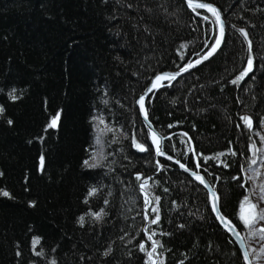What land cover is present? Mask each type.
<instances>
[{"label": "trees", "instance_id": "obj_1", "mask_svg": "<svg viewBox=\"0 0 264 264\" xmlns=\"http://www.w3.org/2000/svg\"><path fill=\"white\" fill-rule=\"evenodd\" d=\"M206 1L224 12L222 47L154 90L147 111L166 152L192 169L199 163L222 212L245 237L239 217L251 182L241 165L248 168L264 122V0ZM214 19L186 0H0V191L9 193L0 195V264H145L139 244L150 251L153 231L163 245L153 258L164 264H245L206 187L155 155L136 104L158 73L208 51L218 33ZM239 28L248 32L251 53ZM249 55L253 70L232 84ZM13 89L15 101L8 95ZM57 112L58 127L45 131ZM245 115L252 129L240 119ZM94 116L105 121L99 129L115 131L101 134ZM96 135L107 158L88 169L82 162L95 152ZM133 137L148 151L139 152ZM138 173L152 178L150 195L160 197L158 224H150L155 213L144 204ZM91 187L99 191L88 197ZM101 208L100 220L90 215ZM34 237L41 256L34 254Z\"/></svg>", "mask_w": 264, "mask_h": 264}, {"label": "snow or ice", "instance_id": "obj_2", "mask_svg": "<svg viewBox=\"0 0 264 264\" xmlns=\"http://www.w3.org/2000/svg\"><path fill=\"white\" fill-rule=\"evenodd\" d=\"M187 4H188V7L191 8L194 12L197 9H204L208 13H211V15L215 18L213 23L218 26V35L216 36L214 43L211 46L205 45L206 47H208V51L206 53H204L203 55H200L199 53H197V55L199 56V59H196L195 61H189L182 68H180L179 72H177V73H162V74H157L154 77L150 86L147 87L145 93L143 95H141L137 101V103L139 105L140 112L143 114V118L146 121L148 120V112H147V109L145 106V99L148 96V94L153 93L154 90H158L159 88L166 86L163 83L164 81H169V82L174 81V80H176L177 76L180 75L181 73L188 72L190 69L195 68L197 65L203 63L204 61H207L211 56H213L216 53V51L220 47L221 42L224 38L225 23L222 19V14L219 11V9H217L215 6H213L211 4L203 3V2H194V0H187ZM196 14L199 15L198 12ZM203 19L205 21H207L209 19V17L204 16ZM233 27H235V26L233 25ZM237 31L240 33L241 36H243L244 40L247 41L248 51H249V53H251L252 43H251V40H249V38H248V32L244 28H239V29H237ZM185 47H187V45H181V48H185ZM181 59H183V57H181ZM252 70H253V58L251 55H249V57L247 59V66L234 80L231 81V83L237 84L238 82L244 80L245 77H247L248 74ZM167 86H171L170 83ZM8 95H9V98L13 101H15L19 98L15 95V89H13ZM104 103L107 104V101H104ZM3 112H4V109L2 106H0V114H2ZM92 119L98 120L99 124L94 125V127L97 128L101 132V134H103V132L105 130L107 132H114L115 131L113 128L108 127L107 125H105V129H99V125L105 124V121L102 117L94 116V117H92ZM240 119L242 120L243 124L248 129H252L253 121H252L251 117L245 115V116H242ZM59 121H60V113L57 112L56 115L54 117H52L50 122L47 124L45 131H47L48 129H56L59 125ZM8 123L11 124L12 121L8 120ZM262 124H264V122H262ZM169 127H173V125H169ZM237 127H239V125H237ZM183 135L187 136V133H184ZM170 138L171 137H168V139H170ZM151 139H152V144L154 145L155 155L164 156L165 153L163 152V150L161 148V141L163 138L159 137L157 135V133L155 131H153L152 135H151ZM189 140H190V138H189ZM261 140L264 141V136L261 137ZM183 142L184 141H181V143H183ZM95 143H96V145H101L100 136H97ZM113 143H115V140H113ZM132 145L141 153L148 151L147 147L144 144L137 142L135 137H133V139H132ZM250 147L252 150V158L249 161L247 169H245L244 166L241 165V172L242 173H245V172L250 173L249 175H247V181L253 182V187L251 189V193L253 196H257V199L259 202H264V182H261L259 184L255 183V181L257 179H259V177L261 175H264V173H262L259 168L253 167L254 165H257V163H258L257 153L261 152L262 149L257 148L256 143L254 141L252 142ZM190 151H194V149H190ZM231 154L236 155L235 152H231ZM224 155H225V153L222 152V153H218L212 157H204V160L207 161V160H211V159H219L221 156H224ZM106 158L107 157L104 155L103 150L101 148V149L95 151L90 156L89 159H85L82 163H83V166L85 168L95 169V168L101 167L102 161H104ZM167 159L172 160L173 157L168 156ZM259 160H260L261 166H264V157H259ZM175 162L184 171H186V172L190 171V169L187 168L183 163H180V161L177 160ZM157 164L159 165V161H157ZM225 166L227 167L228 165H225ZM160 167L162 168L163 166H160ZM197 167L198 168L200 167L199 163H197ZM40 169L41 170L44 169V157H43V155H41V157H40ZM0 175H3V173H0ZM191 175L200 184H203L206 188L209 187L208 183L206 182V180L203 176H201L200 174H198L195 171H192ZM135 179L137 181H142L139 185V188H140L141 193H143V195H144L145 206L150 207V211L152 213H155V216L153 218H151V220H150V224H158L160 221V215H159L160 197L156 196L153 198L150 195L149 180L152 178L151 177L143 178L142 175L138 173V174H136ZM234 179H240V177H234ZM98 191H99V189H97L96 187H91V188H89V190L87 192V196L93 197V196L97 195ZM165 191H167V189H165ZM210 194L212 196V201H213L212 202V210H213V212L216 213L217 219L220 220V222L224 225L225 229L228 232H231L237 238H240L241 233H240V231L237 230L236 225H234L230 220H228L226 217H224L221 214V212L219 211V209H218V204H219V199H220L219 196H217L216 192L212 189H210ZM0 195L9 196V193L6 191H0ZM109 195H111V193H109ZM153 201L155 202L156 206H151L153 204ZM84 203H88V200L85 199ZM104 203L107 204L108 201L105 200ZM30 206H35L34 202ZM241 209H242V211H241L239 219H240L241 223L244 225L245 229H247L249 231V234L251 236L259 237V239L264 240V224L261 223V222H264V208H260L259 203H254L251 196L246 195L244 197L242 203H241ZM104 214H106V213H105L103 208H101L99 212L90 213V215H92L96 220H100ZM144 219L145 220L149 219V217L147 215V210L145 212ZM78 222L81 224V226H83L84 222H85L84 216H80L78 219ZM257 224H260L261 226L259 228H256L255 226ZM181 227H183V225H181ZM145 231L147 232V229H145ZM155 235H156V233L153 231L151 234H149L147 236V239L149 241H152L150 251L146 250V246L143 242H141L139 244V250L141 252H146V255H147V260L145 261V264H164V261L162 259L157 260V259L153 258L155 255H157V248L163 247V245H161L158 240H153V237ZM121 239H123V237H121ZM39 243H40V238L34 237L32 239V248H33L34 254L37 256H41L43 254L40 251H35V249ZM53 251H55V249H53ZM111 252H112V247H111V245H109V247H107L104 250L102 255L104 257H108L111 254ZM253 254H254L255 259H257V260L264 258V247H260L258 251L255 249H253L252 252L244 251L243 252V260H244L245 264H253L252 259L250 258L253 256ZM17 255L19 256L20 253L17 252ZM50 264H56L55 259L51 260ZM180 264H183V261H181Z\"/></svg>", "mask_w": 264, "mask_h": 264}, {"label": "water", "instance_id": "obj_3", "mask_svg": "<svg viewBox=\"0 0 264 264\" xmlns=\"http://www.w3.org/2000/svg\"><path fill=\"white\" fill-rule=\"evenodd\" d=\"M186 2H187V0H186ZM194 2H203V3H208V4H211V5H213V6H215L217 9H219V11L221 12V14H222V19H223V21H224V23H225V33H224V38H223V40H222V42H221V45H220V47L218 48V50L216 51V53L219 51V49L222 47V45H223V43H224V40H225V37H226V33H227V23H226V19H225V15H224V12L222 11V9L218 6V5H216L215 3H212V2H209V1H206V0H194ZM218 35V34H217ZM215 53V54H216ZM214 54V55H215ZM213 55V56H214ZM213 56H211V57H213ZM210 57V58H211ZM209 58V59H210ZM197 59H199V57L197 58ZM208 59V60H209ZM196 60V59H195ZM194 60V61H195ZM204 62H206V61H204ZM203 62V63H204ZM202 64V63H201ZM200 65V64H199ZM199 65H197V66H199ZM196 66V67H197ZM182 68V67H181ZM179 70H180V68L179 69H175V70H167V71H163V72H161V73H158V74H162V73H177V72H179ZM190 70H192V69H190ZM189 70V71H190ZM185 73H187V72H185ZM185 73H181L180 75H178L177 77H179V76H181V75H183V74H185ZM154 79V78H153ZM152 79V80H153ZM152 80H151V82H152ZM151 82L149 83V85L147 86V87H149L150 86V84H151ZM166 81H164L163 83H165ZM147 87L145 88V90L142 92V93H140V95L137 97V99H136V104H137V107H138V109H139V105H138V103H137V101H138V99H139V97L141 96V95H143L144 93H145V91H146V89H147ZM152 93H150V94H148V96L146 97V99H145V106H146V109H147V99L149 98V96L151 95ZM139 111H140V109H139ZM148 112V111H147ZM140 114H141V116H142V119H143V122H144V125L146 126V128L149 130V132H150V135H152V132L153 131H155L156 133H157V135L159 136V137H162L163 139H162V141H161V148H162V150H163V152L165 153V155L164 156H162L163 158H165V159H167V157L168 156H171V157H173V159L172 160H169V159H167V160H169V161H171V162H173L174 164H176V165H178L175 161H180L179 159H177L176 157H174V156H172V155H170L169 153H167L166 152V150H165V137L155 128V126L153 125V123L150 121V119H149V117H148V120L146 121V120H144V118H143V114L140 112ZM180 163H183L182 161H180ZM187 168H189L190 169V171L189 172H186V171H184L183 169H181L180 167H179V165H178V167L182 170V171H184L185 173H187V174H189L191 177H193L192 175H191V172L192 171H195V172H197L198 174H200L201 176H203L204 178H205V180H206V182L208 183V185H209V187L208 188H206L208 191H209V194H210V189H212V190H214L215 192H216V194H217V196H219L218 195V192H217V190H216V188L214 187V185L209 181V179L206 177V175L201 171V169H200V167L198 168H196V169H192V168H190L189 166H187L185 163H183ZM210 197H211V203L213 202L212 201V196H211V194H210ZM218 209H219V211L221 212V214L224 216V217H226L228 220H230L234 225H236L229 217H227L223 212H222V210H221V207H220V201H219V204H218ZM214 214H215V216H216V218H217V215H216V213L214 212ZM148 222H149V219L147 220V222H146V226H145V229H147V225H148ZM219 222H220V220H219ZM221 223V222H220ZM222 224V223H221ZM223 225V224H222ZM224 226V225H223ZM225 228V227H224ZM236 228H237V230L238 231H240V233H241V237L240 238H237L233 233H231V232H228L231 236H232V238L235 240V242L237 243V245L239 246V248H240V250H241V252H242V255H243V252L244 251H249V249H248V245H247V243H246V240H245V237H244V235H243V233H242V231L237 227V225H236ZM250 252V251H249ZM159 255V254H158ZM251 258V257H250ZM252 259V258H251ZM252 262H253V260H252ZM245 263V262H244ZM253 264H254V262H253Z\"/></svg>", "mask_w": 264, "mask_h": 264}, {"label": "rangeland", "instance_id": "obj_4", "mask_svg": "<svg viewBox=\"0 0 264 264\" xmlns=\"http://www.w3.org/2000/svg\"><path fill=\"white\" fill-rule=\"evenodd\" d=\"M258 135H259L260 142L259 143L257 141H254V142L256 143L257 148L262 149V151L257 153L258 163H257V165H254L253 167L254 168H259L260 171L262 173H264V166H261V163H260V160H259V157H264V141L261 140V137L264 136V124L262 126V129L258 132ZM97 136L98 135H96L95 138L93 139L94 143L96 141ZM95 147H96L95 148V151H97V150H99V149L102 148V147H100V145H96V143H95ZM246 174L249 175L250 173H247L246 172ZM250 182H251V187H250V192H249L248 195L251 196V198H252V200H253L254 203H259V207L260 208H264V202H259L258 199H257V196H253L252 195L251 189L253 187V182L252 181H250ZM261 182H264V175H261L259 177V179H257L255 181V183H257V184H259ZM241 211H242V209H241ZM240 214H241V212H240ZM261 223L264 224V222H261ZM260 226H261L260 224H257L255 227L256 228H259ZM244 234H245L246 243L248 245V249L250 250V252H252L253 249H255V250L258 251L260 247H264V240L259 239V237H253V236H251L249 234V231L247 229H245ZM253 256H254V254H253ZM254 260L256 261V264H264V258H261V259H258L257 260L254 257Z\"/></svg>", "mask_w": 264, "mask_h": 264}, {"label": "bare ground", "instance_id": "obj_5", "mask_svg": "<svg viewBox=\"0 0 264 264\" xmlns=\"http://www.w3.org/2000/svg\"><path fill=\"white\" fill-rule=\"evenodd\" d=\"M218 34V33H217ZM141 115V114H140ZM141 118H142V116H141ZM143 120V119H142Z\"/></svg>", "mask_w": 264, "mask_h": 264}]
</instances>
